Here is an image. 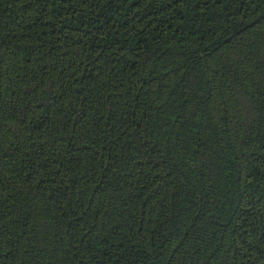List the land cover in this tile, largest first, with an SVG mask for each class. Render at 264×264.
I'll return each instance as SVG.
<instances>
[{"label":"trees","instance_id":"trees-1","mask_svg":"<svg viewBox=\"0 0 264 264\" xmlns=\"http://www.w3.org/2000/svg\"><path fill=\"white\" fill-rule=\"evenodd\" d=\"M0 264H264V0H0Z\"/></svg>","mask_w":264,"mask_h":264}]
</instances>
